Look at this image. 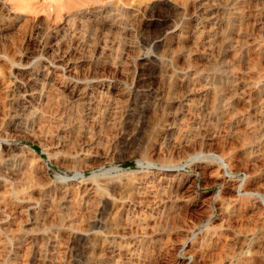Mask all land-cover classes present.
I'll list each match as a JSON object with an SVG mask.
<instances>
[{"label": "rangeland", "instance_id": "obj_1", "mask_svg": "<svg viewBox=\"0 0 264 264\" xmlns=\"http://www.w3.org/2000/svg\"><path fill=\"white\" fill-rule=\"evenodd\" d=\"M0 227V264H264V0H0Z\"/></svg>", "mask_w": 264, "mask_h": 264}, {"label": "bare ground", "instance_id": "obj_2", "mask_svg": "<svg viewBox=\"0 0 264 264\" xmlns=\"http://www.w3.org/2000/svg\"><path fill=\"white\" fill-rule=\"evenodd\" d=\"M153 18V17H152ZM164 30V29H163ZM28 62V61H27ZM25 64V63H24ZM58 64V63H57ZM38 71V70H37ZM38 75V74H37ZM32 78V77H31ZM101 91V90H100ZM22 123V122H21ZM13 125V124H12ZM12 133V132H11ZM13 134L16 136V137H18V138H21V139H24V138H28L29 137V135H28V132L27 131H25V130H21V129H18V128H16V127H14V129H13ZM9 143V142H8ZM158 144V142H155L153 145H157ZM173 153V152H172ZM3 164V163H2ZM5 164H7V163H5ZM5 166V165H4ZM7 166V165H6ZM165 169V168H164ZM94 180V179H93ZM140 184V183H139ZM104 193V192H103ZM136 196V195H135ZM108 197V196H107ZM137 197H133V201H136L137 199H136ZM28 199V198H27ZM123 201V200H122ZM29 208V207H28ZM76 209V208H75ZM71 222H72V220H71ZM1 228V227H0ZM119 236V235H118Z\"/></svg>", "mask_w": 264, "mask_h": 264}]
</instances>
